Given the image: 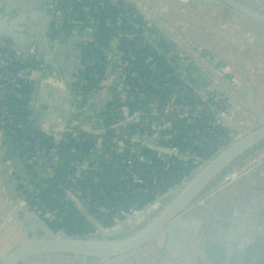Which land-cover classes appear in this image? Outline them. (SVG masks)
I'll return each instance as SVG.
<instances>
[{
  "label": "trees",
  "instance_id": "1",
  "mask_svg": "<svg viewBox=\"0 0 264 264\" xmlns=\"http://www.w3.org/2000/svg\"><path fill=\"white\" fill-rule=\"evenodd\" d=\"M157 2L158 0H55L56 9L62 12L63 17L59 22H51L49 28L51 40L68 41L73 36L83 37L91 21L97 23L93 37L88 41L78 42L77 45L81 67L75 70L74 78H79L81 83H73L72 86L79 87L84 98L90 94L95 95L100 90L108 69L102 49L118 33H135L143 46L137 47L132 42L124 45L131 50L128 81L137 90L136 98L144 95L145 98H156L164 105L171 92L176 93L178 101L201 106L200 118L194 122H190V118L174 120L170 127V139L160 142V148H139L140 159L129 166L127 162L131 161L130 152L118 154L112 151L111 141L117 137L116 131L119 136H123L126 133L143 132L148 127L140 128L138 124L132 123L114 126L113 119L118 116L120 107L117 103L107 102L97 114L92 108L90 116L100 118L104 124L100 134V153L106 156L107 162H97L91 155L98 137L92 129L89 132L80 131L76 139L70 128L61 135L39 132L35 121L31 119L28 104L35 88L31 76L41 71L42 62L36 58L25 60L17 56L7 44L0 46V51L8 55L5 65L0 67V85L6 89L0 99V118L3 116L0 119V131L3 133L0 150L3 146L8 147L12 152L11 156L15 157L6 163L18 161L25 168L27 178L21 180V193L27 195L29 211L36 214L54 234L63 233L68 238H91L96 234L98 225L106 229L118 221L126 220L131 211L151 207L156 200L181 184L240 135L231 133L221 125H209L219 111H224L223 104L217 97L209 102V98L187 85L177 67L162 55V50L166 48L164 42L153 44L146 39V20L137 8L141 7L151 13V7ZM122 6L127 8V12L121 9ZM130 12L136 13L134 19L130 18ZM218 19L222 20V17ZM163 24L171 29L173 20L164 21ZM232 69L231 80H238V75ZM20 72L24 75L22 78L18 77ZM133 73H137L139 79H133ZM171 81L173 82L170 83ZM169 84L173 86L171 90L167 87ZM180 90L185 93H179ZM210 103H213L215 110H210ZM135 105L136 101L128 103L130 110ZM174 148L177 154H187L186 157L194 155L199 162L178 160L177 156L165 154V149ZM42 150H54V155L45 159L46 152L42 153ZM41 153L45 160L42 166H36L37 162L31 164V161H37L41 157ZM6 156L0 157L5 160ZM84 163L87 167L78 174L80 165ZM128 168L141 179L140 184L133 186V194L127 191L131 182L123 179ZM77 191L82 195L76 194Z\"/></svg>",
  "mask_w": 264,
  "mask_h": 264
},
{
  "label": "water",
  "instance_id": "2",
  "mask_svg": "<svg viewBox=\"0 0 264 264\" xmlns=\"http://www.w3.org/2000/svg\"><path fill=\"white\" fill-rule=\"evenodd\" d=\"M160 1L151 7V11L159 10ZM183 5L190 10L198 9L199 17L205 12L215 20L221 16L222 21L234 19L229 14L233 11L249 21L253 28L258 25L260 34L264 32V11H255L236 0H183L179 6ZM167 7V10H173L172 6ZM20 11V15L10 22L19 26L15 29L17 33L25 34L21 36L24 38H21V45L12 25L0 27V35L10 39L13 50L19 49L21 57L28 60L32 51H38L40 43L26 28L29 22L23 6ZM137 11L178 48L188 52L187 46L164 26L162 21L168 22L167 18L161 17L162 20L141 7ZM35 16L31 13L30 20L34 21ZM250 31L255 35L254 29ZM45 45V41H41V46ZM47 45L51 46L50 43ZM244 51L249 56V51ZM261 55L264 56V52ZM250 56L252 59V54ZM256 59L257 55L254 62ZM222 60L237 71L230 61ZM43 68L49 72L41 76L31 99L44 98L55 112L69 96L58 79L52 59H48ZM241 79L246 91L245 108L254 120L252 128L240 132L229 146L201 165L180 186L169 190L166 194L176 195L173 204L166 210H157L158 217L143 227L136 225L135 218L129 216L109 229L98 225L91 238L54 234L36 214L29 213L28 205L12 187L3 186L8 216L0 227V264H69L70 261L73 264H189L191 258L197 264H264V117L252 105L251 87L242 75ZM90 108H95L94 104ZM209 108L213 110L211 106ZM257 115L260 118L254 117ZM11 155L9 152L8 158ZM16 173L21 180L27 178L22 165ZM157 201L152 206L160 202ZM18 209L29 213L27 218L35 217L42 232L25 233L20 227ZM124 231L131 236H117Z\"/></svg>",
  "mask_w": 264,
  "mask_h": 264
},
{
  "label": "crops",
  "instance_id": "3",
  "mask_svg": "<svg viewBox=\"0 0 264 264\" xmlns=\"http://www.w3.org/2000/svg\"><path fill=\"white\" fill-rule=\"evenodd\" d=\"M0 1H2L3 5V12L0 11L1 29L8 28V26L11 25L14 29L19 28V26H14L13 22L10 21L13 20L17 15H20L21 6H23L25 9L27 4L28 6L30 4V10L31 12H33V8L31 5L34 1L32 2V0H29L30 3H26L27 0ZM236 1L247 5L249 8L255 11H264V2L258 0ZM181 2H183V0ZM176 4L177 3L175 1L168 2L165 0H161L158 5L159 10H153L152 13L157 14L159 18L164 17L168 20H173V27L170 30H172L173 34L178 39H180L185 46H187L188 55H191V57L195 56L199 48L205 51V53L207 54V58L211 62L209 63L205 60H199L201 62V67L206 71L209 76V80L205 86L204 93L207 95V97H217V99L219 100L221 96L225 97L224 103H221L223 104L222 107H224V111H219L218 116L219 118H223L224 121H226V125L228 127L227 130L234 134H240V132L244 131L247 132V129L249 130L250 128H252V122L254 120L245 108L246 91L243 85V81L241 79V75L245 78L247 84L251 87L253 91L251 97L252 105L258 111V114L260 113L264 117V56L261 55V53L264 52V32L260 34V29L258 25L253 28V25L249 21L244 19L242 16L237 15L233 11H229V14L234 16V19L222 21L221 19H212V17L206 15L205 12H202L204 14L203 17H199L197 15L199 11L198 9L190 10L186 5H183L184 7H182ZM167 6H174V11L171 10L173 11L171 13L169 10H167ZM5 17H7V19H5ZM162 22L164 23V20ZM32 23L34 24V22L31 21L30 25H32ZM251 29L255 30V35H252V32L250 31ZM21 36L24 37L25 34H18L17 39L19 45H21V38H23ZM6 41L7 44H12V41ZM65 42L68 45L69 57L73 56V58L75 59V65L73 67V74L71 76L68 89H66L65 84L58 77L62 81L65 90L67 91V94L69 96L68 99L66 98L64 103L60 104L55 112L52 111L50 105L45 101L49 105V111L47 112L46 116L52 120L58 117V112L61 111L64 107L72 110V107L74 105V99L71 94V87L74 80L75 70L79 65V56L77 51L78 39L77 37L73 36ZM10 48L13 49V47ZM244 49L249 51L250 54H252V59L250 54L248 56L245 53ZM15 52L17 55L21 56V52L19 51V49L15 50ZM244 55H246V57ZM256 55L257 59L256 62H254V58L256 57ZM223 58L230 61L232 65L237 68L235 74L238 75V80L233 78V80H231V68L223 62ZM206 66L208 70L206 69ZM48 72V69H44L40 72H35L32 74L31 79L35 82V88L38 84V81L41 79V76L43 75L44 77ZM208 100L209 102H211V99ZM212 104L213 103H210V106L213 108V110H215V107ZM40 105L41 100L39 98L30 100L28 104V109L31 112V119H35L33 112L35 109H39ZM37 113V120L35 119L34 121L36 128L39 130V132L53 135H61L62 133L68 130V122V124H66L64 130L62 131L60 130L56 132L50 129H42V126L46 125V122L51 123L52 121H48L47 119L43 118V115L40 114L38 111ZM254 117L260 118V116L258 115ZM6 155L7 156L5 160H3V157H0V227L3 224L2 222L5 220L4 218L8 216L5 211V202L7 198H5L4 196L3 186L8 189L9 187H12L11 189L15 190L17 194L19 190V180L18 183L16 180V178L19 177H17V175L15 174H11L12 170L8 168L9 163H6L9 162L13 156H10L8 158V153ZM7 158L9 159V161H6ZM178 186H180V184ZM175 198L176 195L170 196L169 194H167L163 197L162 201H160L156 205L148 207L146 209H141L136 219L134 220L135 224L137 223L136 225L139 226V223L145 222L146 220H152L153 218L158 217L156 211L160 208H163L161 209L162 211L166 210L168 205L172 204ZM17 211L18 217L21 221L20 227H22L25 233H27V230L29 229L34 230L40 227V224L35 217L27 218L28 214L31 213L30 211L28 214L21 212V210L19 209ZM41 232L42 231L40 230V232L38 233ZM124 234L125 231L123 233L121 232V234H118L117 236H125ZM193 251L196 253V250ZM191 260L189 261V264H197L195 260Z\"/></svg>",
  "mask_w": 264,
  "mask_h": 264
},
{
  "label": "built area",
  "instance_id": "4",
  "mask_svg": "<svg viewBox=\"0 0 264 264\" xmlns=\"http://www.w3.org/2000/svg\"><path fill=\"white\" fill-rule=\"evenodd\" d=\"M54 2L55 0H47V10L50 23L59 22L63 17L62 12L56 9ZM121 9L124 12H127L126 7L122 6ZM129 16L131 19H134L136 17V13L130 12ZM90 24L91 25L84 31L83 37L79 38V36L77 35L79 43L83 40L88 41L93 37V34L97 28V23H92L91 21ZM145 32V37L150 43L157 44L161 41L165 43L166 48L162 50V55H164L166 59L170 60L177 67L178 71L185 78L188 86H190L196 92H198L200 95L205 96L206 98H213L211 96L207 97V95L204 93V89L209 80V76L197 61L198 59L205 60L209 63L211 62L207 58V54L205 53V51L199 48L195 56L191 57V55H188L182 49L178 48L171 40L166 38V36H164L158 30H156L148 21H146L145 24ZM126 42L135 43L137 44V47L143 46L137 39V34L135 33H118L112 38L110 44L102 49L104 54L106 55L108 69L105 72L104 79L100 85V90L95 93V95L90 94L87 98H84L83 93L81 92L79 87H71V94L74 99V105L71 110L72 119L69 123V128L70 131H72L73 138L75 139L78 137L80 131L89 132L90 129H92L93 133L95 135H98V137L96 146L91 151V155L97 162H107L106 156L100 153L102 140L100 134L102 133V129L104 127L103 121L94 115L93 117H88V112L91 105L94 103L96 114L99 110L102 109L105 104H107V102L117 103L118 105H120V107L118 108V116L113 119L114 126L116 124L118 125L122 123H132L138 124L140 128L148 127V129L144 130L143 132L137 131L135 134L126 133L123 136H119V132L116 131L117 137L113 138L111 141L112 151L118 154L123 153L124 151L130 152L131 161L127 162V165L129 166L132 162L140 159V156L138 154L139 148H143L145 146L160 148L158 147L160 142H167L170 139V127L174 120L190 118L189 121L194 122L195 119L200 118L202 108L199 105H189L185 102L178 101L176 93L171 92H169L168 94L169 100L164 105H162L161 102L156 98H145L144 95H141L139 99L136 98L137 90H135L132 84L128 81L131 70V65L129 62V59L131 58V50L124 45V43ZM171 44L173 46H170ZM7 59L8 55L0 51V67L5 65V61ZM80 67L81 65L79 64L78 68ZM23 76L24 75L22 74V72L18 74V77L22 78ZM132 77L133 79H139L137 73H133ZM165 78L167 79L168 77L166 76ZM13 82L14 78H12L11 80V83ZM172 82L173 81H171L170 83ZM73 83L80 84L81 80L79 78H74ZM167 87L169 90L173 88L171 84H169ZM5 92L6 89L4 88V86L0 85V99L3 98ZM179 93L184 94L185 91L180 90ZM224 100L225 97L221 96L219 101L221 103H224ZM135 101V107L130 110L128 107V103L132 104ZM2 118L3 116H1L0 119ZM87 118H89V120H87ZM209 125H221L226 129L228 128L226 125V121H224L223 118H219L218 115L213 117L212 121L209 122ZM0 137H3V133L1 131ZM56 141L59 142V139H56ZM170 150L165 149V154H172L174 156H177L178 160L188 159L193 160L194 162H199V159L194 155H188L189 157H186L185 155L187 154H177L175 148ZM45 152V159L50 158L54 155V150H42V153ZM42 153L39 154L41 157H38L37 161H31V164L37 162L35 165L41 167L45 161L44 155ZM173 163L174 162L172 161L171 164ZM86 167L87 165H85V163L81 164L78 169V174H80V172ZM123 179L129 180L131 182V184L127 188V191L130 194L135 193L133 186L141 183L140 177L135 172L131 173L128 168L127 173L125 174ZM21 194H23L24 196L23 200L26 201L27 195L24 193ZM76 194H78L79 196L82 195L79 191H77ZM165 195H163L161 198L163 199ZM140 211L141 210L131 211L128 217L132 216L136 219ZM117 224L106 227V229L112 228Z\"/></svg>",
  "mask_w": 264,
  "mask_h": 264
},
{
  "label": "flooded vegetation",
  "instance_id": "5",
  "mask_svg": "<svg viewBox=\"0 0 264 264\" xmlns=\"http://www.w3.org/2000/svg\"><path fill=\"white\" fill-rule=\"evenodd\" d=\"M26 1V0H25ZM34 1V2H33ZM33 4L31 5L33 8V12L36 14L34 17V21L30 20L29 15L33 12L30 10V4L26 6L24 9V14L26 15V19L29 22V27H26L31 34L35 35V40H37L40 45L38 51L34 50L33 53H31L30 58H36L42 62L41 70H44V65L47 63L48 59H52L53 64L55 65V70L57 72V76L63 81L65 84L66 89H68V85L71 80V76L73 74V67L75 65V59L73 56L69 57L68 53V45L65 41L62 39H58L56 41H53L49 37V28H50V22L48 18V10H47V0H32ZM24 3V2H23ZM26 3H30L29 0L26 1ZM35 4V5H34ZM2 1H0V11L2 10ZM33 21L34 24L30 25V22ZM16 32V30L13 28ZM17 33V32H16ZM20 34V33H17ZM43 39L46 43L44 47L41 46V40ZM10 41L5 35H0V42L4 41V45L7 44V41ZM47 43H50L51 46L47 45ZM8 47H12V44H7ZM11 49V48H10ZM12 51H15L11 49ZM37 54H40L37 55ZM35 91V90H34ZM41 100V105L39 109H35L33 114L35 116V119L37 120V111L43 115V118L47 119L48 121H52L51 123L46 122V125H43L42 129H50L54 131H62L64 130V127L66 124L70 123L72 119L71 109H67L64 107L61 111L58 112V117L55 119H50L47 117V112L49 111V105L45 102L44 98H39ZM43 101V102H42ZM29 107V106H28ZM61 112V113H60ZM31 115V112H30ZM33 119V120H35ZM44 122V120H43ZM68 122V123H67ZM125 236L121 235L120 238H128L131 236V234H124ZM38 258V257H37ZM37 258H34L35 260ZM69 264H73V261L69 262Z\"/></svg>",
  "mask_w": 264,
  "mask_h": 264
},
{
  "label": "rangeland",
  "instance_id": "6",
  "mask_svg": "<svg viewBox=\"0 0 264 264\" xmlns=\"http://www.w3.org/2000/svg\"><path fill=\"white\" fill-rule=\"evenodd\" d=\"M172 1H175L177 4L176 5H179L180 3H181V1L182 0H172ZM173 8H174V6H172ZM171 12H173V11H171ZM0 46L2 47V46H4V43L3 42H0ZM59 79V78H58ZM93 105V104H92ZM94 106H95V103H94ZM92 108H90L89 109V112H88V117L90 116V110H91ZM94 109V108H93ZM87 120H89V118H87ZM0 140H1V137H0ZM10 152V149L8 148V147H6V146H3V147H1V150H0V156H3V155H6L7 153H9ZM4 153V154H3ZM13 157H15V156H13ZM13 164H15L14 165V167H12V165ZM21 166V163L20 162H18V161H13L12 163L10 162L9 164H8V168L10 169V170H12V175H17V173H16V171L18 170V167H20ZM0 170H1V168H0ZM14 170V171H13ZM18 174H21L20 172L18 173ZM11 176V175H10ZM18 177V176H17ZM16 180H17V183H18V180H19V185H20V183H21V178L19 177V178H16ZM18 185V186H19ZM18 194H19V196L21 197V199H22V201H24L23 199H24V196H23V194H21V189H20V187H19V190H18ZM25 203H26V201H24ZM27 204V203H26ZM137 224V223H136ZM40 230H41V228L39 227V228H37V229H34V230H32V229H29V230H27V233L29 234V235H32V234H37L38 232H40Z\"/></svg>",
  "mask_w": 264,
  "mask_h": 264
},
{
  "label": "bare ground",
  "instance_id": "7",
  "mask_svg": "<svg viewBox=\"0 0 264 264\" xmlns=\"http://www.w3.org/2000/svg\"><path fill=\"white\" fill-rule=\"evenodd\" d=\"M263 2H264V0H263ZM163 204H166V203H163ZM172 204H173V202H172ZM172 204H170V205H172ZM170 205H168V206H170ZM150 220H146L145 222H142V223H139V226L141 227H143V226H145L146 225V223H148Z\"/></svg>",
  "mask_w": 264,
  "mask_h": 264
}]
</instances>
